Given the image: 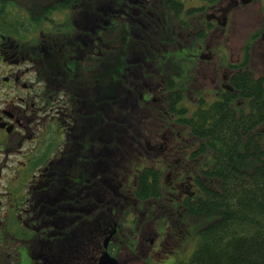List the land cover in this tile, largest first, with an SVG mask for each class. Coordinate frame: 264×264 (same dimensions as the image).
Segmentation results:
<instances>
[{
    "label": "flooded vegetation",
    "instance_id": "flooded-vegetation-1",
    "mask_svg": "<svg viewBox=\"0 0 264 264\" xmlns=\"http://www.w3.org/2000/svg\"><path fill=\"white\" fill-rule=\"evenodd\" d=\"M197 2L0 0V241L12 240V224L23 237L0 252V264H174L184 256L194 238L183 205L194 195L197 138L166 113V71L174 62L194 72L184 84L196 104L207 68L220 98L240 59L227 65L206 49L214 29L229 38L234 4ZM199 29L206 35L194 44ZM253 56L254 48L255 69ZM29 156L34 175L17 200L5 182ZM146 166L163 191L139 200L133 188Z\"/></svg>",
    "mask_w": 264,
    "mask_h": 264
},
{
    "label": "trees",
    "instance_id": "trees-1",
    "mask_svg": "<svg viewBox=\"0 0 264 264\" xmlns=\"http://www.w3.org/2000/svg\"><path fill=\"white\" fill-rule=\"evenodd\" d=\"M258 32L244 41L238 63H230L232 91L226 96L202 89L192 104L184 81L175 84L168 73L164 80L166 113L197 138L191 152L194 195L183 205L194 224L195 247L177 264H264V73L248 66ZM205 35L199 29L194 40ZM159 178L143 167L134 196L157 198L163 191Z\"/></svg>",
    "mask_w": 264,
    "mask_h": 264
},
{
    "label": "rangeland",
    "instance_id": "rangeland-1",
    "mask_svg": "<svg viewBox=\"0 0 264 264\" xmlns=\"http://www.w3.org/2000/svg\"><path fill=\"white\" fill-rule=\"evenodd\" d=\"M197 0H193V5H197ZM229 4H234V6L230 9V16H231V23L229 26V30L227 31L229 34V38H226L225 35L223 36V33L221 31H215L214 29L212 32H210L209 42L207 43V50H213L214 57L219 56L221 60L224 62L228 60V55L230 54L229 58L232 60H235L239 53L240 49L244 43L245 40L248 39V37L253 34L254 32H257L259 30L264 22V0H234V2L231 3L230 0H224V6H228ZM213 10L214 14L220 15L222 14L221 11H215ZM259 36V32L255 39ZM260 37L254 41L253 48H254V56H253V63L255 64V69L257 71H262L264 69V44L259 41ZM224 41L223 44L218 45L215 43V41ZM201 39L195 40L194 44L196 42H201ZM112 44L119 43V40H116L112 38L111 40ZM200 49H197L195 45L190 49V57L192 59H195L199 53ZM213 60H216L213 56H211ZM210 58V62L212 61ZM209 63V62H208ZM201 65H204L202 63ZM212 66H209L208 75L207 78L201 81V83L204 85L205 89L209 91H213L216 87V80L217 73L214 69H210ZM205 68V66H203ZM201 71V70H200ZM167 73L169 76H171L175 81V84L177 83V80L184 81L187 78H189L191 75H194V72H186L185 67H181L178 63H172V66L167 70ZM201 76V75H200ZM220 76V75H219ZM186 78V79H184ZM199 81V80H197ZM114 103L118 102L117 98H114ZM119 103V102H118ZM156 130V129H155ZM30 160L26 163V165L23 168H17L16 170H13L9 177L7 178V181L5 182L7 189L13 193V196L17 200H21L25 197V193L27 190V187L34 175V168L31 167L30 161L31 157H28ZM123 165L126 166V170L124 173L128 172V167L130 164L128 161L123 162ZM36 174V172H35ZM124 175V174H123ZM7 235L12 239L11 241L2 242L0 241V252L6 251L5 249L7 246L11 243H13L12 247L15 246V241H18V243L22 240L23 237H19L17 234V231L15 230L13 224L9 225L8 227V233ZM20 240V241H19ZM191 242L188 243V245H192V243L195 241L194 238L190 239ZM185 248L184 256H187L190 253L191 246H188ZM195 245H193L192 250L194 249ZM192 253V252H191ZM189 254V256L191 255ZM14 256V255H12ZM187 257H180L178 258L174 264H177L178 262L187 259Z\"/></svg>",
    "mask_w": 264,
    "mask_h": 264
}]
</instances>
